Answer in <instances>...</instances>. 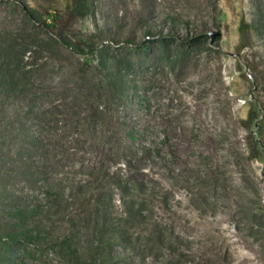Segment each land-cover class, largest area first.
I'll return each mask as SVG.
<instances>
[{
	"label": "rangeland",
	"instance_id": "374dc122",
	"mask_svg": "<svg viewBox=\"0 0 264 264\" xmlns=\"http://www.w3.org/2000/svg\"><path fill=\"white\" fill-rule=\"evenodd\" d=\"M70 2L0 0V264H264V0Z\"/></svg>",
	"mask_w": 264,
	"mask_h": 264
},
{
	"label": "trees",
	"instance_id": "16d2710c",
	"mask_svg": "<svg viewBox=\"0 0 264 264\" xmlns=\"http://www.w3.org/2000/svg\"><path fill=\"white\" fill-rule=\"evenodd\" d=\"M94 9H95V0H71L67 8V12L63 15H59L58 25H60L63 29H60L58 33V37L65 46L69 48L74 47V44L64 35V31L68 29L73 19L76 16H89L93 13ZM151 34H152V31L148 30L145 32V37H148ZM128 43L134 44V41L129 40ZM145 44L146 43H142L141 46ZM18 237L20 236H14L12 239L14 241H17ZM24 237L29 242L32 240V237L30 235H25ZM113 244H114V240L111 238H108V240H105L104 242L100 243V245L95 248L93 252V256L98 257V259L103 264H118V262L116 261L117 260L116 256L112 255V253L110 252ZM64 247L68 249L69 264H94L96 263V262H92L91 259L88 260V258H83L80 255H78L77 249L72 248V246L70 244H67V242H64ZM94 261L96 260L94 259Z\"/></svg>",
	"mask_w": 264,
	"mask_h": 264
}]
</instances>
